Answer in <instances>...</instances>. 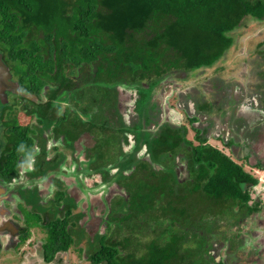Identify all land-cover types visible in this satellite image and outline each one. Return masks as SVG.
Instances as JSON below:
<instances>
[{"label":"trees","instance_id":"1","mask_svg":"<svg viewBox=\"0 0 264 264\" xmlns=\"http://www.w3.org/2000/svg\"><path fill=\"white\" fill-rule=\"evenodd\" d=\"M248 17L264 20V0H0V49L24 86L38 78L52 87L51 98L63 102L78 96L85 110L100 99L101 111L112 102L99 94L115 85L136 86L141 99L134 130L141 140L151 152L180 150L191 162L190 205L174 191L169 194L164 179L141 181L135 192L141 205L128 218L130 234L111 245L102 243L88 255L92 264H211L203 256L195 258L206 244L199 226L227 218L225 212L234 207L241 218L261 211V201L250 204L248 188L258 181L226 155L210 146L193 147L182 128L165 127L159 135L144 130L160 82L213 67L234 46L231 33ZM77 120L74 113L60 117V133L70 132L68 125ZM162 194L169 195L166 207ZM171 224L187 229L174 234ZM48 226L44 252L52 262L58 252L70 250L73 238L66 223ZM29 237V231L22 236Z\"/></svg>","mask_w":264,"mask_h":264},{"label":"flooded vegetation","instance_id":"2","mask_svg":"<svg viewBox=\"0 0 264 264\" xmlns=\"http://www.w3.org/2000/svg\"><path fill=\"white\" fill-rule=\"evenodd\" d=\"M0 53L12 74L10 81L13 84L0 93V264H18L16 259L21 262L18 251L30 244L31 231L35 228L46 232L45 240L37 245L40 247L37 248L40 261L46 264H67L65 258L71 248L80 242L84 243V240L89 250L79 248V251L87 260L88 255L96 252L102 243L111 245L123 240L131 232L128 223L132 221L128 218L132 209L141 205V199L135 192H140L136 187L144 180H166L167 184L170 183L166 185L169 194L174 191L184 200L183 205H190L194 192L187 183L192 175L191 162L185 157V153L162 148H154L151 152L150 145L143 142L134 130V124L140 117L137 107L141 99L136 86L115 85L106 95L99 94L100 98L112 102L109 106L106 104L105 111L100 110V99L91 101L88 110H85L79 104L78 96L74 97L76 101L70 99L63 102L51 98L52 87L40 84L38 78L24 86L11 65L7 64L1 49ZM167 78L169 77L164 80ZM164 80L152 93L154 106L150 109L151 123L144 130L159 135L165 127L182 128L186 133V140L193 147L210 146L226 155L243 172L250 174L238 160L210 143L206 134L208 123L197 126L200 123L197 112H207L210 109L206 104L194 108L195 105L188 101L189 112L196 114L190 117L187 127L180 124L183 115L177 113L176 107L169 101L174 94H166L160 107L155 103L156 91ZM39 81L45 80L41 77ZM76 81L79 83L78 78ZM81 101L86 102L84 98ZM19 102L22 104L20 109L26 115L23 123L16 114ZM183 106L180 104L179 108L183 109ZM165 109L168 111L166 117L161 115V120L153 123L152 116ZM66 113L76 114L78 120L68 125L72 129L70 132L60 133V117ZM241 118L251 126L250 120L244 116ZM189 129L194 132L192 140L188 137ZM215 138L220 142L224 139L220 134H216ZM229 141L230 139L226 141L227 148L233 145L232 140ZM261 141L254 137L252 142L259 145ZM253 153H250L251 156L245 154L243 159L248 161ZM253 178L259 183L256 177ZM257 185L248 188L250 190ZM78 192L85 195L89 193L90 198L85 195L86 200L80 198ZM72 193L78 194V199ZM162 196L166 207L169 195ZM159 197L157 193L154 194L158 207ZM136 198L139 200H135ZM81 210H85L88 216L85 217ZM139 216L146 218L145 215ZM31 217L36 219V225L39 226L30 220ZM57 222L66 223L73 238V246L67 252H58L54 261L47 262L44 245L49 234L46 227ZM29 223H32V228ZM173 225L171 227L175 231L187 229L181 224ZM28 231L30 237L24 240L22 236ZM6 248L16 254H12L11 258L3 257Z\"/></svg>","mask_w":264,"mask_h":264},{"label":"rangeland","instance_id":"3","mask_svg":"<svg viewBox=\"0 0 264 264\" xmlns=\"http://www.w3.org/2000/svg\"><path fill=\"white\" fill-rule=\"evenodd\" d=\"M231 36L234 38V46L221 61L211 68L170 76L157 89L154 101L159 106L166 94H174L169 101L174 108L176 107L177 113L183 115L180 124L187 127L190 117L196 114L189 112L188 101L195 105L194 108L205 104L206 107H210L207 112H197L196 115L200 121L197 126L201 127L203 123H208L206 134L210 143L238 160L246 172L259 180L256 188H250L252 201H261L262 208L259 213L241 218L242 216L238 214L239 208L234 207L225 212L227 218L224 216H221L219 220L214 218L216 221L210 224L194 223L195 226L200 225V234L206 238L205 250L203 249L201 255L195 258L203 256V259L211 264H218L222 261L225 264H264V20L248 17L231 33ZM180 104L184 105L183 109L179 108ZM21 106L19 102L16 114L19 121L23 123L26 115L24 110L20 109ZM159 111L152 116L153 123L160 121L161 115L166 117L168 112L166 109ZM243 116L250 120L251 126L243 121L241 118ZM216 134L224 137V143L215 138ZM188 137L191 140L194 139V132L190 129ZM254 137L262 140L259 145L252 142ZM229 139L232 140L233 145L227 148L226 143L228 142L226 141ZM252 152H254L252 158L249 157L248 161L243 159L245 154L250 155ZM78 193L81 194H79L80 198H90L89 193L86 195ZM72 195L78 199V194L72 193ZM203 205L206 206L207 202H203ZM81 212L85 217L88 216L85 210ZM30 220L36 225L35 218L31 217ZM205 221L208 223L209 218ZM136 226L139 229V226ZM170 231L176 233L172 227ZM148 232L144 233L151 237V230L149 229ZM177 232L185 233L183 229H177ZM45 237V230L32 229L29 241L31 245L24 246L21 251H18L21 262L18 259L16 262L18 264H46L40 261L37 250L40 248L37 245L43 242ZM188 242L189 239L186 240V243ZM85 244L84 240V243L80 242L72 247L65 262L67 264H92L80 254L79 248L89 250ZM191 244L189 246L193 247ZM197 248H201L199 244ZM12 254L16 253L6 248L3 257L11 258Z\"/></svg>","mask_w":264,"mask_h":264},{"label":"water","instance_id":"4","mask_svg":"<svg viewBox=\"0 0 264 264\" xmlns=\"http://www.w3.org/2000/svg\"><path fill=\"white\" fill-rule=\"evenodd\" d=\"M12 74L8 68V66L3 61V56L0 53V93L1 90L8 89L9 86H12V82L10 81Z\"/></svg>","mask_w":264,"mask_h":264},{"label":"crops","instance_id":"5","mask_svg":"<svg viewBox=\"0 0 264 264\" xmlns=\"http://www.w3.org/2000/svg\"><path fill=\"white\" fill-rule=\"evenodd\" d=\"M31 257V256H30Z\"/></svg>","mask_w":264,"mask_h":264}]
</instances>
